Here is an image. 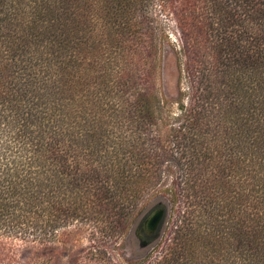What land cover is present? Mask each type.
I'll return each mask as SVG.
<instances>
[{"label":"trees","instance_id":"obj_1","mask_svg":"<svg viewBox=\"0 0 264 264\" xmlns=\"http://www.w3.org/2000/svg\"><path fill=\"white\" fill-rule=\"evenodd\" d=\"M164 1L192 71L170 126L134 84L153 0H0V237L124 234L166 163L180 216L155 264H264V0Z\"/></svg>","mask_w":264,"mask_h":264},{"label":"rangeland","instance_id":"obj_2","mask_svg":"<svg viewBox=\"0 0 264 264\" xmlns=\"http://www.w3.org/2000/svg\"><path fill=\"white\" fill-rule=\"evenodd\" d=\"M174 9L170 2L167 4L164 0H153L150 10L153 13V29L157 36V51L153 60V52L149 49L148 61L149 64L154 61L155 66L147 73L141 68L134 77V84H138L142 90L154 89L158 93L163 106V121L159 123L165 126L179 125L182 122L181 105H188L191 92L189 73L192 74V71L187 63L190 58L182 50V36ZM137 60L140 61V58ZM128 63L131 65L126 63V70L131 74L132 69H136L137 61ZM130 77L127 80H130ZM76 99L78 101L79 96ZM76 104L79 107V103ZM74 117L79 120L78 116ZM77 150L80 154L84 153L80 149ZM113 154L116 156L118 153ZM169 165H163L153 189L148 191L141 201L143 211L139 219L126 233L102 240L96 237L98 233L94 235L95 228L89 222L86 225L75 224L61 229L53 241L44 240L43 243L21 242L1 236L0 264H155L163 247L173 236L172 232L176 229L180 216L179 199L173 201L174 193L177 192L173 182L176 174L170 170ZM177 189L179 198L180 190L178 187ZM158 202L168 206L165 223L156 239L149 244H143L136 233L137 223L145 212Z\"/></svg>","mask_w":264,"mask_h":264},{"label":"water","instance_id":"obj_3","mask_svg":"<svg viewBox=\"0 0 264 264\" xmlns=\"http://www.w3.org/2000/svg\"><path fill=\"white\" fill-rule=\"evenodd\" d=\"M167 214L168 206L163 202H158L140 218L136 233L143 244H149L159 236Z\"/></svg>","mask_w":264,"mask_h":264}]
</instances>
